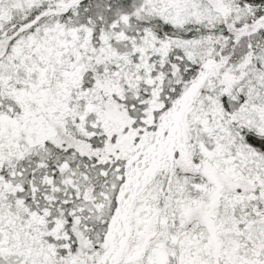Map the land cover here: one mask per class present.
<instances>
[{
    "label": "snow or ice",
    "instance_id": "6c2138e0",
    "mask_svg": "<svg viewBox=\"0 0 264 264\" xmlns=\"http://www.w3.org/2000/svg\"><path fill=\"white\" fill-rule=\"evenodd\" d=\"M0 264H264V0H0Z\"/></svg>",
    "mask_w": 264,
    "mask_h": 264
}]
</instances>
